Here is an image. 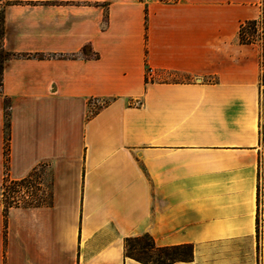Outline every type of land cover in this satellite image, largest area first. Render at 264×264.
I'll return each mask as SVG.
<instances>
[{"label": "crops", "instance_id": "obj_1", "mask_svg": "<svg viewBox=\"0 0 264 264\" xmlns=\"http://www.w3.org/2000/svg\"><path fill=\"white\" fill-rule=\"evenodd\" d=\"M262 1L0 0V189L50 190L0 201V264H143L142 234L264 264Z\"/></svg>", "mask_w": 264, "mask_h": 264}, {"label": "trees", "instance_id": "obj_2", "mask_svg": "<svg viewBox=\"0 0 264 264\" xmlns=\"http://www.w3.org/2000/svg\"><path fill=\"white\" fill-rule=\"evenodd\" d=\"M249 23L253 26L257 24L264 25V0L262 1L261 15L259 19L249 20L245 23H242L239 29V41L242 43H251L248 35L244 33L245 24ZM6 128L8 123H5ZM5 146L7 148V137H5ZM7 162V157L5 158ZM34 173H30L28 176L21 179H8V175L4 176L2 189L13 193L16 191L17 185H26L31 183L30 179ZM9 183V184H8ZM35 189H39L35 187ZM46 202L42 201L36 204H45ZM12 206L9 204L4 207V216L6 209ZM124 255L131 257L143 264H170L176 261H189L193 258V246L191 244H179V245H167V246H158L154 239L149 234H142L139 236L126 237L124 239Z\"/></svg>", "mask_w": 264, "mask_h": 264}, {"label": "rangeland", "instance_id": "obj_3", "mask_svg": "<svg viewBox=\"0 0 264 264\" xmlns=\"http://www.w3.org/2000/svg\"><path fill=\"white\" fill-rule=\"evenodd\" d=\"M244 33L248 35L252 43L257 44L260 48L261 83L264 85V25L259 23L253 26L249 23H246ZM30 181L33 189L24 190L25 193H29V199H26L22 193L17 194L21 198L19 205H25L29 203L36 204L42 201L47 202L49 200L50 193L48 175L45 172H36L32 175ZM40 183H43V186L41 185L38 187V184ZM35 187H38L39 189H35ZM12 196L13 195L7 190L4 191L3 189H0V201L3 203L4 207L8 206L9 204L14 206L11 198Z\"/></svg>", "mask_w": 264, "mask_h": 264}, {"label": "built area", "instance_id": "obj_4", "mask_svg": "<svg viewBox=\"0 0 264 264\" xmlns=\"http://www.w3.org/2000/svg\"><path fill=\"white\" fill-rule=\"evenodd\" d=\"M162 1L169 2V1H175V0H162ZM155 77H156V75H155L153 69L152 68H147L146 69V80L147 81L154 80ZM38 185H39L38 187H40L42 184L40 183ZM32 189H33V186L31 185V183H28L26 185H17L16 186V191H14L12 193L13 196L11 197L13 204L14 205H19L20 204L19 202L21 201V198L17 195L19 193L24 194V197L26 199H29V193L28 192L25 193L24 190H32ZM19 190H21V191H19Z\"/></svg>", "mask_w": 264, "mask_h": 264}]
</instances>
